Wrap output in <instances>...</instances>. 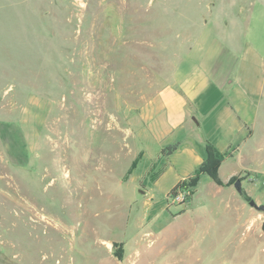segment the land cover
I'll return each mask as SVG.
<instances>
[{"label":"rangeland","instance_id":"374dc122","mask_svg":"<svg viewBox=\"0 0 264 264\" xmlns=\"http://www.w3.org/2000/svg\"><path fill=\"white\" fill-rule=\"evenodd\" d=\"M216 48L211 75L253 48L256 77L264 0H0V264H264V89L243 168L184 203L141 155L158 94Z\"/></svg>","mask_w":264,"mask_h":264},{"label":"crops","instance_id":"0c3cea01","mask_svg":"<svg viewBox=\"0 0 264 264\" xmlns=\"http://www.w3.org/2000/svg\"><path fill=\"white\" fill-rule=\"evenodd\" d=\"M210 52L208 50L199 63L194 61V68L179 82L178 89L170 87L158 94L160 109L164 111L163 120L155 122L153 113L151 122L145 125L150 142L141 155L147 162V158L161 156L166 161L149 187L152 194L165 196L179 182L193 177L206 160L207 145L221 156V177L235 174L247 160L261 115L264 57L255 59L254 77V68L246 62L255 54L253 48H246L235 56L228 55L231 59L236 58L239 72L221 80L211 75L209 68L210 63L214 66L216 54L221 49L216 48L213 56ZM209 59L211 62L207 63ZM243 69L245 77L241 74ZM152 169L147 168L145 174L149 171L151 174ZM169 173H178L173 185L164 194L155 191L158 182ZM201 177L206 178L205 175Z\"/></svg>","mask_w":264,"mask_h":264},{"label":"trees","instance_id":"16d2710c","mask_svg":"<svg viewBox=\"0 0 264 264\" xmlns=\"http://www.w3.org/2000/svg\"><path fill=\"white\" fill-rule=\"evenodd\" d=\"M221 163V156L210 145L206 146V160L201 164L194 178L188 183L179 182L174 188H172L169 194H174L177 189H189L195 186L198 182V176L200 174L208 176L211 180L217 181V171Z\"/></svg>","mask_w":264,"mask_h":264},{"label":"built area","instance_id":"2783aa9c","mask_svg":"<svg viewBox=\"0 0 264 264\" xmlns=\"http://www.w3.org/2000/svg\"><path fill=\"white\" fill-rule=\"evenodd\" d=\"M263 184H264V180H263ZM189 197H190V193L189 190L187 189H177L174 194H169V199L173 203H178V204L184 203L189 199Z\"/></svg>","mask_w":264,"mask_h":264},{"label":"water","instance_id":"95a60500","mask_svg":"<svg viewBox=\"0 0 264 264\" xmlns=\"http://www.w3.org/2000/svg\"><path fill=\"white\" fill-rule=\"evenodd\" d=\"M240 181H236L235 184H234V187L236 188L237 191L240 190ZM261 230L264 232V221L262 222V226H261Z\"/></svg>","mask_w":264,"mask_h":264}]
</instances>
